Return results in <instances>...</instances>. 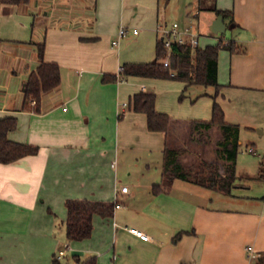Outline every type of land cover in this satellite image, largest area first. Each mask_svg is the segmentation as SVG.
<instances>
[{
  "label": "crops",
  "instance_id": "crops-1",
  "mask_svg": "<svg viewBox=\"0 0 264 264\" xmlns=\"http://www.w3.org/2000/svg\"><path fill=\"white\" fill-rule=\"evenodd\" d=\"M217 4L233 11L236 26L231 28L239 29L235 37L245 44L244 55L235 59L245 67L220 80L226 84L216 100L228 123L260 127L264 0ZM159 9V0H30L1 13L0 119L15 116L18 126L9 139L36 145L39 152L0 163V264H53L66 243L72 254L96 255L97 264H264L257 262L264 255V199L251 192L258 181L237 173L230 195L179 179L165 190L163 160L157 168L146 161L134 180L122 178V140L134 135L147 140V146L159 140L163 157L165 135L147 129L145 114L118 117L130 96L145 90L144 80L135 86L127 80L102 84L101 78L117 74L122 65L121 27L140 28L156 54L158 28L170 25ZM43 40L45 60L60 65L61 84L43 96L41 111L35 113L22 109L24 84L39 64L35 44ZM219 68L218 61V80ZM208 152L207 146L188 148L186 155L216 162ZM156 186L161 187L157 192ZM67 199L118 206L112 217L94 215L90 238L68 241ZM127 228L142 230L150 239ZM248 246L257 258H250Z\"/></svg>",
  "mask_w": 264,
  "mask_h": 264
},
{
  "label": "trees",
  "instance_id": "trees-1",
  "mask_svg": "<svg viewBox=\"0 0 264 264\" xmlns=\"http://www.w3.org/2000/svg\"><path fill=\"white\" fill-rule=\"evenodd\" d=\"M30 0H0V15L7 6L27 5ZM199 10H214L216 15L228 20V28L236 26L232 10L217 8V0H197ZM39 64L29 74L24 84L22 109L39 113L41 102L45 94L57 89L61 84V68L58 63L45 60L46 42L36 43ZM222 49L231 53H238L243 49L233 39H220L217 44H209L204 48L192 49L188 44H175L169 52L161 39L156 43L155 59L150 62H125L117 74H105L103 83H115L128 77H142L155 79H172L185 83V90L193 85L213 87L212 117L210 120H179L156 109L157 96L154 92L141 90L130 96L125 108L120 112L123 118L127 110L142 113L147 118V129L165 135L163 150L162 180L165 190L170 189L177 179L191 181L203 188L230 195L236 185L237 157L239 153V125L230 124L225 119L222 106L217 102V96L222 88L218 80V57ZM169 58V65L163 60ZM33 102H35L33 104ZM18 126L15 116L0 119V163H14L27 156L36 155L39 147L33 144L19 143L9 139L8 135ZM186 129L184 132L181 131ZM217 128L222 138L217 141L216 162L197 158L195 162L186 164L183 156L188 148L179 146L177 136L186 134L190 142L198 136L200 142L205 143L209 132ZM178 130V131H177ZM180 131V132H179ZM222 169V170H221ZM259 179H264L259 174ZM156 186L155 191L160 190ZM116 203L87 200L67 199L66 238L68 241H83L92 236L94 228L93 217L98 214L104 218L113 216ZM183 232L177 234L174 240L182 237ZM73 264H97V256L82 258L78 254L72 256ZM258 263H264V255L257 258ZM53 264L61 262L53 260Z\"/></svg>",
  "mask_w": 264,
  "mask_h": 264
},
{
  "label": "rangeland",
  "instance_id": "rangeland-1",
  "mask_svg": "<svg viewBox=\"0 0 264 264\" xmlns=\"http://www.w3.org/2000/svg\"><path fill=\"white\" fill-rule=\"evenodd\" d=\"M159 8L162 20L165 19L170 25L174 22H178L181 26H192L199 35V48L218 43V40L213 37L214 33L210 30L211 23L217 18L214 10H199L197 0H159ZM217 8L220 9L218 4ZM226 23H229L227 19ZM136 29L139 30V35H134L132 30H130L128 35L122 38L120 42L121 45L119 44L120 47L122 46V64L125 62H149L155 59V46L153 47L152 40L146 39V37H144L146 33L140 28ZM237 30L239 29L228 28L225 33H215L218 34L219 37L223 36L226 39L235 40L237 45L243 49V51L238 53H231L226 49L220 50L218 57L220 67L219 83L229 77V73L232 70L234 71L237 68L241 69L243 67L242 61L237 62V59H235L243 56L245 52V44L238 42V38L235 37V33L238 32ZM51 55L56 56L57 54ZM103 76L101 78V83L110 84L102 82ZM139 79H141V81L144 80L146 92H154L156 94V109L158 112L165 113L173 118L181 120L211 119L212 105L214 102L213 95L215 93L213 87L193 85L185 90V83L182 81L135 76L126 78L122 81V84H127V80L128 84L136 86L137 82H140L138 81ZM220 84L223 86L226 83L223 84L222 82ZM137 86L141 87L140 85ZM127 112L131 111L127 110ZM205 115H209L208 119L204 118ZM239 127L237 173L243 176V180L258 181L251 192L259 195V198L263 200L264 179H259L258 176L259 174L264 176V125L260 127L258 125H239ZM185 130L184 128L181 131L184 132ZM197 138L198 136L190 142L186 134H180L177 136L176 142L179 146H185L197 151L203 148L205 149L207 146L209 150L208 153L212 160L215 161L217 141L222 138L220 131L217 128L212 129L205 143L200 142ZM146 143L147 140L139 137L136 138L134 135L122 140V150L125 157V164L122 170L123 180H134L139 172L144 169L146 161L151 163L153 168H157L159 164L162 163L161 142L159 140L157 142H151L149 143L150 146H147ZM188 158L189 156L187 157V155L183 156V161L186 164H191L196 161V159L193 160ZM130 172L131 175L129 174ZM67 253L68 256L63 258L61 264H71L69 262H71L74 254H72V252ZM55 255L53 259H55Z\"/></svg>",
  "mask_w": 264,
  "mask_h": 264
},
{
  "label": "built area",
  "instance_id": "built-area-1",
  "mask_svg": "<svg viewBox=\"0 0 264 264\" xmlns=\"http://www.w3.org/2000/svg\"><path fill=\"white\" fill-rule=\"evenodd\" d=\"M129 31L130 30L128 27H121L119 31L120 38L126 37ZM132 32L134 35L138 34V30L136 29H133ZM158 32L160 33L161 41L163 42L165 48H167L169 52L171 51L173 45L175 44H188L192 49L199 47V35L192 26H186L183 28L180 26L178 22H174L171 25L160 26L158 28ZM163 63L165 66H168L169 58L168 57L165 58L163 60ZM34 103L35 102H33V104ZM125 106L126 104H124L123 107ZM127 191H128V187H122V192H127ZM128 230L142 240L150 239V237L142 230L139 229H128ZM69 250H70V246L68 243H66L56 253L55 260L61 262L63 258L68 256L67 252H69ZM247 251L250 254V258L252 259L257 258V255L254 253L253 248L251 246L247 247Z\"/></svg>",
  "mask_w": 264,
  "mask_h": 264
},
{
  "label": "water",
  "instance_id": "water-1",
  "mask_svg": "<svg viewBox=\"0 0 264 264\" xmlns=\"http://www.w3.org/2000/svg\"><path fill=\"white\" fill-rule=\"evenodd\" d=\"M227 29V25L224 22L223 16L219 15L214 20L211 26V30L213 33H225Z\"/></svg>",
  "mask_w": 264,
  "mask_h": 264
}]
</instances>
